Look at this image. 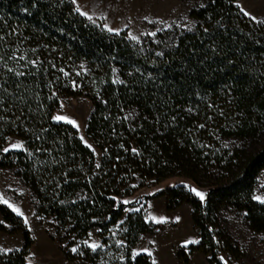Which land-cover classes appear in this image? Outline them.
<instances>
[{
	"label": "trees",
	"instance_id": "1",
	"mask_svg": "<svg viewBox=\"0 0 264 264\" xmlns=\"http://www.w3.org/2000/svg\"><path fill=\"white\" fill-rule=\"evenodd\" d=\"M196 1L194 29L135 42L92 23L71 0H0V168L29 188L36 214L54 221L67 248L78 246L70 260L152 264L133 250L153 228L141 210L126 214L135 204L124 201L171 179L206 191L203 201L185 184L156 196L171 210L193 209L200 241L180 250L184 262L194 252L209 264L243 257L226 212L264 233V203L252 199L264 170V23L235 0ZM64 97L92 102L86 133L100 162L76 128L52 118ZM13 137L23 149L3 152ZM0 214L24 239L20 250L0 252V264H28L31 232L3 203ZM95 228L103 247L93 251L83 242Z\"/></svg>",
	"mask_w": 264,
	"mask_h": 264
},
{
	"label": "rangeland",
	"instance_id": "2",
	"mask_svg": "<svg viewBox=\"0 0 264 264\" xmlns=\"http://www.w3.org/2000/svg\"><path fill=\"white\" fill-rule=\"evenodd\" d=\"M235 3L240 10L242 7L252 15H256L258 19L264 20V0H235ZM77 4L82 10L89 12L96 21L95 23L105 30L107 29L104 25L107 24L109 27L119 30L110 33L126 32L131 40H133L132 36H137L139 40L133 41L140 42L147 36L152 37V35H148L152 32L158 34L173 27L188 31L194 29L196 21L190 17V12L201 5V2L196 0H77ZM74 5L76 8L77 5ZM242 12L244 13V11ZM160 21H164V23H160ZM92 111L93 105L88 98L64 97L60 101V107L55 116L65 115L77 122L76 125H70L77 129L80 138L83 137L81 140L85 145H91L89 148L93 150L97 161L100 162L101 152L86 133ZM56 122L67 123L66 121ZM10 143L22 144V147L10 150L23 149V142L16 137L11 138L6 147ZM226 144L232 147L238 142L231 140ZM179 184L187 185L190 190L196 188L206 194L205 190L195 187L189 181L171 179L159 185L141 189L132 198L125 200L135 204V207L129 209L141 210L153 228L151 233L142 236L134 248L135 254L133 250V255H149L148 252L142 251L147 248L152 253L151 261L154 258L157 264H209V255L201 252L189 255L187 263L179 257L180 250L192 244L196 245L200 241L192 219V207L185 203L171 210L168 208L166 196L156 197L166 188ZM262 185H264V170L257 179L254 196H264ZM0 194H3L4 199L11 204L19 207L28 218V224L25 225L31 232L34 244L29 251L27 263L31 260L32 264H88L82 260H70L67 257V252L71 251L73 247L67 248V242H63V235L57 234L55 223L51 218H42L36 214L29 188L21 182L13 170L0 168ZM193 194L195 195V193ZM129 209L126 214L135 212L129 211ZM177 216L180 217L179 221L176 220ZM223 219L225 228L244 254L240 259L229 258L223 254L221 257H224V261H227V264H264V233H255L250 230L242 215L235 212H226ZM0 221H3L0 223V248L12 249V251L20 250L24 244L22 233H11L12 226L3 220L1 214ZM120 232L118 227L112 232V236L116 238ZM89 234L91 235L86 241L89 243L95 241L102 245L103 237L98 228L93 229ZM185 241L189 243L185 245ZM83 244L86 245L85 241ZM74 247L78 248V246ZM224 261H222L223 264Z\"/></svg>",
	"mask_w": 264,
	"mask_h": 264
},
{
	"label": "snow or ice",
	"instance_id": "3",
	"mask_svg": "<svg viewBox=\"0 0 264 264\" xmlns=\"http://www.w3.org/2000/svg\"><path fill=\"white\" fill-rule=\"evenodd\" d=\"M71 2L73 4H76L77 5L76 11L80 15H82V16L86 17L88 20L92 21V23H95L96 22L93 19L92 15L89 14V12L84 11V10H82L79 7V5L77 4V0H71ZM241 10L244 11V14L245 15L250 16L253 21H256L257 23H264V20L258 19L256 15H252L250 12L244 10L242 7H241ZM145 19H147V17H145ZM160 23H164V21H160ZM104 27L109 32H118L119 31L118 29H114V28L109 27L107 24H105ZM169 27H171V25H169ZM148 35L155 36L156 33L155 32H152V33H148ZM131 38L133 40H139V37H137V36H132ZM160 55H162V53H160ZM0 59H2V58H0ZM32 63H35V61H32ZM10 71H11V69H10ZM61 71L64 72L63 69H61ZM17 74L19 75V73H17ZM64 74L65 75H68L67 72H64ZM73 83L75 85V82H73ZM52 118L54 120H56V121H66L67 123L73 124V125H76L77 124V122L74 119H72V118H70L68 116H65V115H59L58 114V115H56V116H54ZM81 139L83 140V137H81ZM85 143H86V141H85ZM20 147H22V144H20V143H10L7 147H4L2 149V151L5 152V153H7L10 149H16V148H20ZM88 147L91 148V145H88ZM132 151L133 152H136L137 150L136 149H132ZM99 166L100 165L97 164V167H99ZM262 187H264V185H262ZM191 191L193 193H195V195L198 196L201 201H203L205 199V195L206 194L203 191H199L196 188H191ZM252 199L257 200L260 203H264V196L255 195V196L252 197ZM0 203H4V204L8 205V207H10L12 209V211L16 212L19 216H21L24 219V223L25 224H28V218H27V216H25L24 212L19 207L15 206L14 204H11L8 200L4 199L3 194H0ZM124 203H129V202L128 201H124ZM129 211H139V209H129ZM153 219H156V218L153 217ZM176 220L179 221L180 220V217L177 216L176 217ZM0 223H3V221H0ZM121 223H123V221H121ZM89 235H91V234H89ZM123 243H124L123 241H117V244L118 245H123ZM187 243H189V242L188 241H185V245H187ZM85 244L87 245V247H89L93 251H95L96 249H98L100 247H103V245H101V244H99L98 242H95V241H93L91 243H89L88 241H85ZM10 251H12V249L0 248V252H3V253H8ZM71 251L75 253V252H77V248L76 247H73L71 249ZM135 251L136 250H134V254H135ZM142 251L148 252L149 256L152 255V253L149 252V250L147 248L142 249ZM32 255L34 256L35 254L33 253ZM120 259L123 260L124 257L121 256ZM220 259L222 261H224V257H221ZM28 264H32L31 260H29ZM152 264H157V261L154 258H153ZM224 264H227V261H224Z\"/></svg>",
	"mask_w": 264,
	"mask_h": 264
},
{
	"label": "crops",
	"instance_id": "4",
	"mask_svg": "<svg viewBox=\"0 0 264 264\" xmlns=\"http://www.w3.org/2000/svg\"><path fill=\"white\" fill-rule=\"evenodd\" d=\"M9 151H11V150H9Z\"/></svg>",
	"mask_w": 264,
	"mask_h": 264
}]
</instances>
